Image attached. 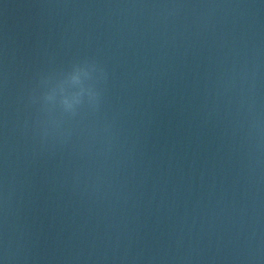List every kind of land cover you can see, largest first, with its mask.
Instances as JSON below:
<instances>
[{
  "label": "water",
  "instance_id": "obj_1",
  "mask_svg": "<svg viewBox=\"0 0 264 264\" xmlns=\"http://www.w3.org/2000/svg\"><path fill=\"white\" fill-rule=\"evenodd\" d=\"M0 264H264V0H0Z\"/></svg>",
  "mask_w": 264,
  "mask_h": 264
}]
</instances>
